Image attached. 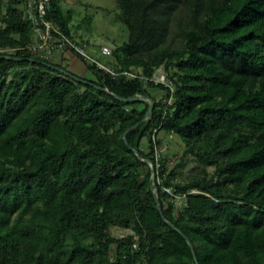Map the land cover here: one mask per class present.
<instances>
[{
  "label": "trees",
  "instance_id": "1",
  "mask_svg": "<svg viewBox=\"0 0 264 264\" xmlns=\"http://www.w3.org/2000/svg\"><path fill=\"white\" fill-rule=\"evenodd\" d=\"M22 2L0 0V264H264V0H118L129 38L110 61L138 76L84 61L88 82L31 51ZM155 130L186 145L161 172L180 207L154 191Z\"/></svg>",
  "mask_w": 264,
  "mask_h": 264
},
{
  "label": "rangeland",
  "instance_id": "2",
  "mask_svg": "<svg viewBox=\"0 0 264 264\" xmlns=\"http://www.w3.org/2000/svg\"><path fill=\"white\" fill-rule=\"evenodd\" d=\"M58 6L61 10L63 20L67 21L70 34L74 40H87L92 42L93 48L100 51L101 46L115 48L123 44L129 38V29L122 21V10L118 0H59ZM170 34L169 40L172 39ZM61 51L55 52L56 63L68 66L70 61L60 63ZM111 56L107 59L111 60ZM157 99H165L166 92L157 90ZM160 141L165 148L164 156L169 168L178 164L186 153V145L175 133L160 131ZM148 139H144V148H148ZM199 161L193 155L187 154L184 162L178 168L177 181H186L198 169ZM211 170L212 168H208ZM157 191V190H156ZM185 199H178L176 205L180 207ZM115 236L128 233L127 230L112 228Z\"/></svg>",
  "mask_w": 264,
  "mask_h": 264
},
{
  "label": "built area",
  "instance_id": "3",
  "mask_svg": "<svg viewBox=\"0 0 264 264\" xmlns=\"http://www.w3.org/2000/svg\"><path fill=\"white\" fill-rule=\"evenodd\" d=\"M52 0H23L21 7L24 14L32 20L34 26V33L36 43L31 45V51L40 57L47 59H55V52L57 51H71L79 56L83 61L95 64L99 69L104 72L117 77L121 74L127 77H136L138 74L124 70L122 72L117 71L111 61L107 59V56H111L113 48L108 46H101L100 51L93 48V44L90 41L82 40L76 41L73 37H70L61 27L53 20L48 18V13L51 9ZM141 78H144L141 75ZM157 84H163L170 89V96L165 98L167 107L172 106L175 102V84L173 79L169 76L164 67H159L154 72L152 78ZM161 132L155 130L152 134V139L155 145L154 161H150L153 168V178L156 181L154 191L157 193L159 188L168 192L171 195V199L177 202L178 199L187 200V194H177L172 186H166L163 184V177L161 172L163 170V161L165 159L164 150L162 144L159 143V135ZM157 190V191H156ZM196 192V190L192 191Z\"/></svg>",
  "mask_w": 264,
  "mask_h": 264
},
{
  "label": "crops",
  "instance_id": "4",
  "mask_svg": "<svg viewBox=\"0 0 264 264\" xmlns=\"http://www.w3.org/2000/svg\"><path fill=\"white\" fill-rule=\"evenodd\" d=\"M65 60L70 61V64L67 67L72 72L76 73L77 75L85 79L94 78V75L92 71L89 69V67L87 66V64L75 53L71 51H61V57H60L59 62L64 63Z\"/></svg>",
  "mask_w": 264,
  "mask_h": 264
},
{
  "label": "water",
  "instance_id": "5",
  "mask_svg": "<svg viewBox=\"0 0 264 264\" xmlns=\"http://www.w3.org/2000/svg\"><path fill=\"white\" fill-rule=\"evenodd\" d=\"M60 69H61V68H60ZM82 80L88 82V80H86V79H82ZM136 97H137V96H134V97H132L131 99H134V98H136ZM131 99H126V100H131ZM154 107H155L154 102H151V106H150V108H149V112H148V114H147V116H146V119H147L148 117H150V116L153 114ZM125 138H126V135H125ZM147 161H150V160H147ZM158 207H159L161 213L163 214L162 204L159 202V200H158ZM190 244H191V242H190ZM191 245H192V244H191Z\"/></svg>",
  "mask_w": 264,
  "mask_h": 264
}]
</instances>
